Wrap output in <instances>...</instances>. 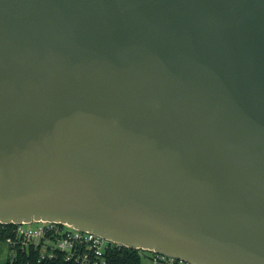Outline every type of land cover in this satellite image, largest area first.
<instances>
[{"label": "water", "instance_id": "1", "mask_svg": "<svg viewBox=\"0 0 264 264\" xmlns=\"http://www.w3.org/2000/svg\"><path fill=\"white\" fill-rule=\"evenodd\" d=\"M41 219L264 264V0H0V223Z\"/></svg>", "mask_w": 264, "mask_h": 264}, {"label": "built area", "instance_id": "2", "mask_svg": "<svg viewBox=\"0 0 264 264\" xmlns=\"http://www.w3.org/2000/svg\"><path fill=\"white\" fill-rule=\"evenodd\" d=\"M13 224L4 240L10 248L5 264H107L109 252L124 246L62 221L41 219ZM137 249L150 256L154 264H191L152 250Z\"/></svg>", "mask_w": 264, "mask_h": 264}, {"label": "trees", "instance_id": "3", "mask_svg": "<svg viewBox=\"0 0 264 264\" xmlns=\"http://www.w3.org/2000/svg\"><path fill=\"white\" fill-rule=\"evenodd\" d=\"M13 227V223H0V240H5ZM143 257L148 256L142 254L140 249L121 246L109 252L107 264H144Z\"/></svg>", "mask_w": 264, "mask_h": 264}, {"label": "rangeland", "instance_id": "4", "mask_svg": "<svg viewBox=\"0 0 264 264\" xmlns=\"http://www.w3.org/2000/svg\"><path fill=\"white\" fill-rule=\"evenodd\" d=\"M10 248L4 240H0V264H5L9 258ZM150 254V253H149ZM144 264H151L148 257H143Z\"/></svg>", "mask_w": 264, "mask_h": 264}, {"label": "crops", "instance_id": "5", "mask_svg": "<svg viewBox=\"0 0 264 264\" xmlns=\"http://www.w3.org/2000/svg\"><path fill=\"white\" fill-rule=\"evenodd\" d=\"M151 260V257H148ZM151 264H154L153 261L151 260ZM160 264H168V263H160Z\"/></svg>", "mask_w": 264, "mask_h": 264}]
</instances>
